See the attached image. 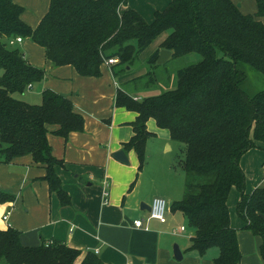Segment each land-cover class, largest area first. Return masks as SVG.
<instances>
[{"label": "trees", "instance_id": "trees-1", "mask_svg": "<svg viewBox=\"0 0 264 264\" xmlns=\"http://www.w3.org/2000/svg\"><path fill=\"white\" fill-rule=\"evenodd\" d=\"M254 1L256 13L246 15L231 0H170L148 24L133 10L119 13L127 0H49L46 13L32 29L21 20V6L14 0H0V163L31 156L44 167L49 192L56 195L60 206H70L55 173L62 162L51 155L47 134L51 126L63 139L82 132L83 117L71 101L50 90L42 92L38 105L14 98L41 82L44 72L9 46V40L29 39L44 50L54 67L70 66L79 76L99 77L102 64L109 59L117 60L115 65L123 67L121 73L130 70L138 54L170 30L146 66L157 65L161 50L171 52L173 58L194 53L201 59L177 71L172 90L136 101L117 90L115 106L136 114L131 123L133 135L122 149L136 155L138 177L145 164L147 139L154 136L147 129L153 120L157 129L184 147V195L170 210L180 213L192 230L189 250L203 256L216 248L214 264H241L227 206L235 189L240 194L236 214L243 229L260 238L264 262V161L263 185L250 194H245V175L239 165L256 142L264 145V90L247 96L241 90L246 76L239 69L246 65L264 76V25L260 21L264 0ZM148 71L142 83L144 92L151 91L158 79ZM12 200L0 192V203ZM20 239L19 231L0 227V264H75L80 255L62 243L25 247ZM80 264L104 263L87 251Z\"/></svg>", "mask_w": 264, "mask_h": 264}, {"label": "crops", "instance_id": "crops-1", "mask_svg": "<svg viewBox=\"0 0 264 264\" xmlns=\"http://www.w3.org/2000/svg\"><path fill=\"white\" fill-rule=\"evenodd\" d=\"M141 1L139 3V0H127L126 5L119 8V13L127 9L133 10L150 24L154 19L153 14L165 9L170 2ZM231 1L245 14L244 7L237 0ZM14 2L23 7L21 20L32 29L46 13L49 4V0ZM249 6L255 10H252L254 15L255 1L252 0ZM260 21L263 24L264 20ZM164 39L142 59V64L159 50ZM13 47L23 53L31 66L43 69L44 78L39 82L42 84L40 91L50 90L67 98L73 104L74 111L84 120L82 132L70 133L67 139L54 134L55 126L49 127L47 134L51 155L62 162L61 166L55 168V173L60 179L62 189L70 198V206H60L56 195L49 192L48 184L43 179L44 167L35 164L31 156L18 158L10 164L0 163V192L13 197L12 201L0 203V219L6 213L9 214L8 221L21 233V244L25 247H37L50 242L62 243L80 252L75 264H80L87 251L96 253L104 264H132L133 258L141 264H214L218 255L211 253L207 256L205 253L200 256L189 249L182 254V261L174 260L167 242L172 235H180L175 234V231L183 225L173 224L176 222L175 216L180 213L170 210L172 217H166V223L161 224L149 220L148 212L140 210L141 204L150 206L149 200L152 196L144 189L142 171L136 176V155L133 151L125 152L122 149V144L133 135L131 123L136 114L116 107L115 96L120 89L133 100L147 97L145 95L149 92L135 90L133 82H130L144 75V66L135 70L133 78L120 73L117 77L116 73L120 71L116 69V63L112 66L104 63L99 77H82L70 66L54 67L46 59L44 50L29 39H22ZM30 101L27 103H37L35 98ZM147 129L154 133L151 137L160 138L163 146L166 145L169 149L170 145L172 148L173 141L167 132L157 129L153 120L148 121ZM119 150L125 153L127 165L111 157ZM249 160L250 165L254 166V178L256 173L257 176L260 175V172H256L258 166L261 178H248L251 174L246 168ZM263 161L264 145L257 142L254 149L240 158L239 165L246 180L245 194H250L253 189L263 185ZM133 182L134 185L131 186ZM105 183L109 192L107 205H103L102 199ZM239 199L240 194L233 189L227 200L228 209L230 204L236 208ZM172 201L171 199L170 202ZM140 212H146L147 215ZM136 220H142L140 227L134 226ZM231 220L230 214L231 227L243 229V223H232ZM0 227H4L1 221ZM184 232L185 230L182 233ZM242 247L239 243V248ZM243 262L242 254L241 263ZM254 264L259 263L255 260Z\"/></svg>", "mask_w": 264, "mask_h": 264}, {"label": "rangeland", "instance_id": "rangeland-1", "mask_svg": "<svg viewBox=\"0 0 264 264\" xmlns=\"http://www.w3.org/2000/svg\"><path fill=\"white\" fill-rule=\"evenodd\" d=\"M141 2L142 1L139 0V3ZM251 2L252 0H237V3L240 6L244 7L243 10L245 11V14L248 15H252L253 14L252 12L255 11L253 8L251 9V7L249 6V3ZM260 20H264V19L262 18ZM168 34H170V30H167L161 33L159 36H157L150 46H148L144 51L138 54V58H137L138 60L130 70L126 68L125 69L126 71L124 73L120 72V75L121 74L129 75L132 77V74L135 73L136 69H140L144 66V70H145L144 75L137 77L136 78L137 80L135 79L136 83L134 84V86L132 85L135 88V90H139V91H145L142 89L143 88L142 83L146 82L147 80L146 74H148L149 72L148 70L154 72L156 78L158 77L157 82L151 86V91H148L149 93H146L145 96L156 95V94L158 95L163 91L174 89L176 83L177 71L182 68L188 67L190 65L196 64L201 59V57L198 54L192 53L179 58L170 57L165 63L159 65L157 64L154 68L152 67L149 68V66H146L145 65L146 61H144V63L142 64V59L147 57L151 53V50L157 47V45ZM218 56L221 57L222 54L218 53ZM122 68L123 67L121 66H116V69L119 71H121ZM239 69H241L246 76L245 81L241 85V90L247 96L251 97L257 92L264 90V76L255 72L246 65L239 66ZM120 75L118 74L117 77ZM139 81H141V83H138ZM41 85L42 84L40 83L33 84L30 90L28 91L26 90L22 95L15 94L14 98L23 101L25 103H27V101L34 100L35 98L37 103H32L31 105H38V103L40 104L42 101V97H41L42 91H40ZM39 91L41 93H39ZM171 146L172 148H170V145H168L169 149H167L166 145L164 146L162 145L160 138L149 137L146 142L145 164L142 169V174L144 177V189L148 192L149 196H152V198L153 197L160 198L166 202L167 218L172 217V215L169 213L171 204L175 201H180L184 195V173L182 172V168H181V161L184 157V151H183L184 147L182 144H179L177 142H172ZM253 153L250 155H253ZM246 168L248 172L251 173L248 175V178L250 179L252 177L254 178V173L252 172L254 170V166L250 165V160L246 165ZM256 169H257L256 172H258V174L260 172V175L257 176L256 173L254 179H257L258 177L261 178L260 166H258ZM152 198L149 201L152 202ZM171 199L173 200L172 202H170ZM229 208H230L229 211L231 214L232 223L236 221L242 224L243 221L239 219L236 214V208L233 207L232 204H230ZM140 213L144 216L147 215L146 212H140ZM236 218L237 220H235ZM175 221L176 222H173V224H177L178 226L179 224L183 225L185 228V232L177 236L172 235L167 243L171 248L172 254H173V248L175 246H177L181 251V253L183 254L187 249H189L190 246L189 238L190 235H192V230L189 228L186 219L181 214L175 216ZM9 225L10 228L15 229L10 222ZM234 229H236L238 244L240 243V247L241 245L243 246L240 250L242 251L244 262L241 264H254L255 260L259 264H264L262 258H260L261 255L259 252V247L261 244L260 238L254 236L251 232L247 231L246 229H240V227H236ZM211 253L212 254L214 253L217 256L218 250L216 248L209 249L206 252V255L209 256L211 255Z\"/></svg>", "mask_w": 264, "mask_h": 264}, {"label": "built area", "instance_id": "built-area-1", "mask_svg": "<svg viewBox=\"0 0 264 264\" xmlns=\"http://www.w3.org/2000/svg\"><path fill=\"white\" fill-rule=\"evenodd\" d=\"M22 39L20 38H14L8 41L9 46H13L16 43H20ZM108 66H112L115 63H117V60L115 59H109L104 62ZM31 89V85L27 87V90ZM135 101L138 99H134ZM105 189L102 192V199H103V205L108 204V196L109 192L107 190V185L105 183ZM166 202L163 199L160 198H154L150 204V211L148 212V219L149 220H154L157 221L158 223L165 224L166 223V212H167V207H166ZM8 216L9 214L6 213L3 215L0 219L1 223L4 225L3 228L9 229L10 225L8 222ZM142 225V220H136L134 221V226L135 227H140ZM185 230L184 226L179 227L176 231L175 234H181ZM52 243H47L46 246L51 245ZM131 264V263H129Z\"/></svg>", "mask_w": 264, "mask_h": 264}, {"label": "water", "instance_id": "water-1", "mask_svg": "<svg viewBox=\"0 0 264 264\" xmlns=\"http://www.w3.org/2000/svg\"><path fill=\"white\" fill-rule=\"evenodd\" d=\"M170 57H171V52L166 51V50H161L159 52L157 64L159 65V64L165 63ZM111 157L121 164H124V165L128 164L127 157L122 150L116 151L115 153L112 154ZM81 182L83 183L84 181H81ZM140 210H145L146 212H149L150 206L141 204ZM173 258L177 262H180L183 259L182 253L177 246L173 248ZM132 264H141V262L133 258Z\"/></svg>", "mask_w": 264, "mask_h": 264}]
</instances>
